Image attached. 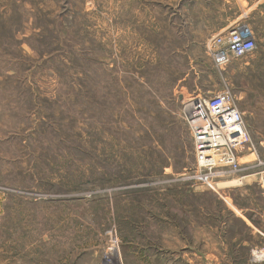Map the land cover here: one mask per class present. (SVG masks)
<instances>
[{
    "label": "rangeland",
    "instance_id": "1",
    "mask_svg": "<svg viewBox=\"0 0 264 264\" xmlns=\"http://www.w3.org/2000/svg\"><path fill=\"white\" fill-rule=\"evenodd\" d=\"M234 2L0 0V264L264 262L263 190L226 185L259 168L197 174L187 106L229 87L264 161V4L252 56L207 48Z\"/></svg>",
    "mask_w": 264,
    "mask_h": 264
},
{
    "label": "built area",
    "instance_id": "2",
    "mask_svg": "<svg viewBox=\"0 0 264 264\" xmlns=\"http://www.w3.org/2000/svg\"><path fill=\"white\" fill-rule=\"evenodd\" d=\"M208 51L222 70L234 60L248 58L256 50L252 29L233 26L226 34L211 39ZM197 163L196 173L204 179L224 178L259 168V185L264 193V161L252 149L244 114L229 87L214 96L196 95L187 101ZM250 151L255 160L242 164L240 155Z\"/></svg>",
    "mask_w": 264,
    "mask_h": 264
},
{
    "label": "crops",
    "instance_id": "3",
    "mask_svg": "<svg viewBox=\"0 0 264 264\" xmlns=\"http://www.w3.org/2000/svg\"><path fill=\"white\" fill-rule=\"evenodd\" d=\"M181 1H185V0H181ZM234 1H235L234 4L236 5L235 10L238 11L237 14L239 15V18H236V20L233 22H228L226 24H223L222 19H220V20L216 19L217 22H214V21L209 22V18H208L209 13L211 15L212 14L213 15H218V14L221 15V13L213 12L212 9H211V11L206 10V12L204 14L205 15L204 20H205V22H209V24L211 26H214V27L210 28L211 31H217V32L223 33V34L227 33L233 26L237 25L240 21V18H242L247 13L249 14V12H254V14H257V13L261 12L260 6H262L264 4V0H234ZM246 6H247V8H246ZM217 36H215V37H217ZM215 37H212V39ZM246 175H248V176H246ZM235 178L233 180L227 181L226 185H228V187H231V188L232 187H251L253 183L259 185L258 175H256V174H244L238 179H235ZM245 221L246 220H244V222ZM246 224L248 226L251 225L247 221H246ZM250 228L253 230V232H252L253 235H255L256 237H259L260 239L264 238V231H262L261 229L257 230L253 227H250ZM216 254H219L220 256H229L230 253H228L226 251L224 253L219 251ZM255 254H263V253H262V251L261 252L257 251V252H255ZM250 263L251 264H264V262L261 263L258 261H253ZM230 264H232V263H230Z\"/></svg>",
    "mask_w": 264,
    "mask_h": 264
}]
</instances>
